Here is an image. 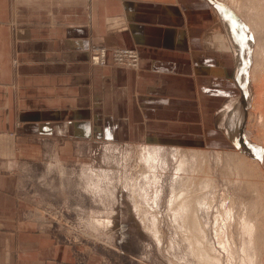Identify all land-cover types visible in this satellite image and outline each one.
Wrapping results in <instances>:
<instances>
[{"label": "crops", "instance_id": "1", "mask_svg": "<svg viewBox=\"0 0 264 264\" xmlns=\"http://www.w3.org/2000/svg\"><path fill=\"white\" fill-rule=\"evenodd\" d=\"M214 23L212 0H0V264H102L39 227L31 180L42 187L44 165L66 162L61 148L92 141L194 150L183 147L204 139L215 98L237 88L227 67L234 54L207 43ZM97 47L108 49L105 66L90 63ZM115 47L135 49L139 68L113 65ZM237 103L221 106L232 144Z\"/></svg>", "mask_w": 264, "mask_h": 264}, {"label": "rangeland", "instance_id": "2", "mask_svg": "<svg viewBox=\"0 0 264 264\" xmlns=\"http://www.w3.org/2000/svg\"><path fill=\"white\" fill-rule=\"evenodd\" d=\"M212 2L215 14L220 17L227 14L231 19L242 50L239 60L237 58V71L236 64L232 67L228 60L227 65L230 77L235 76L237 88L233 94L215 98V113L205 124L210 129L205 130L204 139L190 137L188 143L191 145L183 147L194 150L139 143L109 146L92 141L85 146L61 148L59 154L66 162L50 171L44 165L43 171L50 176L44 178L42 187L31 180L41 197L33 200L31 210L39 227L57 235L61 242L75 243L98 253L104 258L102 264H197L182 229L191 234L192 243L200 249L212 248L215 244V204L225 201V205L231 204L235 208V225L244 219L247 202L258 205V224L262 225L261 233L264 231V181L261 177L264 139L260 138L261 111L255 105L256 84L252 72L256 59L254 52H258V42H262L264 36L239 16L226 0ZM97 48L91 53L94 49H106ZM215 54L218 53L215 51ZM220 57L225 59L223 54ZM263 72L264 66L260 74ZM215 78H218L217 74ZM230 100L240 101L243 115L237 131L230 132L229 137L235 145L221 126V106ZM211 143L214 145L209 148L213 151L208 150L207 144ZM219 143L216 148L230 150L216 152L215 144ZM141 157L149 160L147 172L143 174L142 167L137 168ZM236 164L243 167L239 166V173L248 177L228 179L237 173ZM89 167L93 169L91 191L81 186L83 172ZM63 168L65 177L61 179L59 171ZM245 178L246 182H254V192L242 185ZM105 181L107 189L103 187ZM183 196H188L187 206H176L177 201L170 205L173 198L180 201ZM144 220L150 227L155 226V234L143 225ZM260 242L262 244L251 251V256H257L264 264L263 236L257 246ZM216 251L220 253L214 254L215 257L223 264H234L240 259L239 252L235 258L217 247Z\"/></svg>", "mask_w": 264, "mask_h": 264}, {"label": "bare ground", "instance_id": "3", "mask_svg": "<svg viewBox=\"0 0 264 264\" xmlns=\"http://www.w3.org/2000/svg\"><path fill=\"white\" fill-rule=\"evenodd\" d=\"M226 1L230 4V6L233 9L236 10V13L239 14V16H241L248 22V24L254 30H257L259 34L264 36V0H226ZM220 16L221 15L218 13L215 14V23L212 29L210 30L211 34L207 35L209 37L207 38L208 39L207 43L212 44V46H214L218 50H224L233 53L236 59V67H237L238 66L237 58L239 60V56L241 55L240 51L242 50L239 48L240 41H238V37L235 34L236 31L234 32L231 19H229L227 14L225 15L223 14L222 17ZM259 41H261V39ZM257 49L258 52L257 51L254 52V56L256 59H255L254 69L252 70L254 83L256 84L255 85L256 98L255 97L254 98H255V105L257 107L256 109L261 111L260 123H259L260 131H261L260 138L264 139V72L262 75L260 74L264 66V40L262 42H258ZM103 50L107 51V49H103ZM97 53L102 54V51H98ZM137 57H138V53H137ZM138 63H139V58H138ZM138 67L139 66H137L135 70H137ZM256 73H258V75H256ZM241 112H242L241 106L239 103H237L235 106V115L237 113V116L239 117ZM240 123L238 125H240ZM148 162L149 160L146 159L145 157L140 158L139 164H137V168L140 169L142 167L141 168L143 171L142 174L147 172V166L149 164ZM236 165H238L236 167L237 173L235 175H232L231 177H228V179L239 178L241 176L248 177L244 173H239V166L241 165L239 164ZM253 177H256V175H253ZM261 177L263 178L264 181V169H262L261 171ZM208 181L211 182V179H209ZM237 185L239 187L242 185H246L247 186L246 188L248 189L249 192H254V189H252L255 186L254 182H249V181L246 182V178L245 181H243L242 185L241 184H237ZM187 197L183 196V198L180 201H178L177 198L175 197L171 200L170 205L171 206L174 205V202L177 201L178 203L176 204V206L180 204L183 205V207L187 206L186 204ZM216 201L217 198L215 197V202ZM225 202L215 204V244L212 246V248L208 246V248H206L205 250L200 249L197 245L192 243L191 234H189L187 230L182 229V234L185 235V238L191 244L190 245L191 256L195 259L197 264H223L220 258L215 257V255H218L220 253V251H216V247H217L219 250L222 249L223 251L230 253V257L236 258V255L239 252L240 259L234 264H261L257 256H254V258H252L251 256V251L255 249L257 250L259 246L262 244L260 242L259 245L257 246L259 238H261V236H263L264 238V231L261 233L262 225L258 224L260 221L259 206L256 205L255 203L247 202L245 204V207H247L248 209H247V213L245 212V214H243L244 219H242V221L238 222L237 225H235V208L231 204L225 205ZM262 202H264L263 199ZM178 212L180 213V210H178ZM174 213H176V211H174ZM252 218L254 219L253 223L250 222ZM147 222L144 220L142 223L144 226L149 227L148 229L149 231H151V233L155 234V229H156L155 226L150 227ZM158 239L159 240L161 239L160 236H158Z\"/></svg>", "mask_w": 264, "mask_h": 264}, {"label": "built area", "instance_id": "4", "mask_svg": "<svg viewBox=\"0 0 264 264\" xmlns=\"http://www.w3.org/2000/svg\"><path fill=\"white\" fill-rule=\"evenodd\" d=\"M98 49V48H96ZM99 51H102V54L97 53L95 49L91 53L90 57V63L92 65H99L103 66L106 63V56L107 51L101 49ZM111 55V63L118 67H126L128 69H136L138 66V58L137 53L134 51V49L125 48V49H112L109 50Z\"/></svg>", "mask_w": 264, "mask_h": 264}]
</instances>
